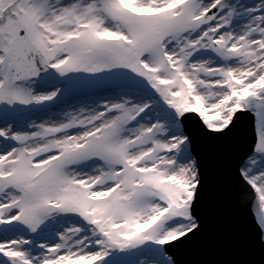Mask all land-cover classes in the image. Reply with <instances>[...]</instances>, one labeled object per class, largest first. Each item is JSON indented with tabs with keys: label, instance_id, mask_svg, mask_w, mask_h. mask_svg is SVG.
Here are the masks:
<instances>
[{
	"label": "snow or ice",
	"instance_id": "6c2138e0",
	"mask_svg": "<svg viewBox=\"0 0 264 264\" xmlns=\"http://www.w3.org/2000/svg\"><path fill=\"white\" fill-rule=\"evenodd\" d=\"M0 264H264V0H0Z\"/></svg>",
	"mask_w": 264,
	"mask_h": 264
}]
</instances>
